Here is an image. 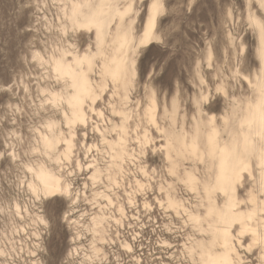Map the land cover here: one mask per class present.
Wrapping results in <instances>:
<instances>
[{"label":"rangeland","instance_id":"rangeland-1","mask_svg":"<svg viewBox=\"0 0 264 264\" xmlns=\"http://www.w3.org/2000/svg\"><path fill=\"white\" fill-rule=\"evenodd\" d=\"M105 1L98 43L72 10L98 0H0V264H200L199 253L211 247L204 212L209 198L221 205L226 194H204L202 182H214L215 169L204 135L213 123L224 137L227 128L240 131L247 100L256 95L253 79L264 73V0ZM152 3L159 9L145 43ZM121 34L127 43L116 51ZM82 56L93 60L95 92L84 100V121L68 124L72 86L52 64L63 58L78 69L85 67L75 63ZM113 56L125 66L116 79L101 66ZM122 124L126 154L118 158L109 143ZM168 134H196L201 158L174 150L167 156ZM46 135L57 137L53 150ZM41 164L69 183V197L42 193L35 177ZM251 164L254 176L236 185L245 201L250 190L258 193L254 158ZM188 173L198 179L196 190L185 185ZM166 193L177 205L166 203ZM196 212L199 224L191 217ZM259 244L251 254L235 247L258 264Z\"/></svg>","mask_w":264,"mask_h":264},{"label":"bare ground","instance_id":"bare-ground-1","mask_svg":"<svg viewBox=\"0 0 264 264\" xmlns=\"http://www.w3.org/2000/svg\"><path fill=\"white\" fill-rule=\"evenodd\" d=\"M105 2H107V1L98 0L95 7H88L87 5H85V7H87L86 11L83 10L84 8L78 7L79 6L78 4L72 5V10L75 13V16H74L75 23L77 25L83 27V28L93 30L95 38H96L98 43H101L104 40L105 24H104V19H103V13H104L103 5ZM156 9L157 10L159 9V8H157V4L152 3L150 5V17L146 21L144 31L142 34L143 42H145V43H148L150 41L151 36L153 35V29H154L153 27H154L155 21H156V19H155L156 18L155 17ZM117 10H119V9H117ZM76 14H78V15H76ZM113 20H114V18H113ZM126 40H127L126 35L121 34V35H118L115 37L114 43L116 45V51H119L120 49H122L126 45V43H127ZM115 45H114V47H115ZM96 51H97V49H96ZM93 55H94V53H93ZM261 55L264 56V51H262ZM122 58L117 57V56H113V57L109 58L108 60L105 58L102 59L101 60L102 71H104V73L110 75L114 79L120 77L119 75L121 74L122 70L125 67L124 61ZM76 62L79 64L81 62H84L85 67L80 66V68L77 69L71 63H69L68 60L63 59V58L56 59L54 61V64H52V66H54L53 68L57 72H59L57 74V76L62 75L63 77L64 76H66V78L68 77V79H70L69 83H71V85L67 83L68 87H69V85L72 86L71 89L73 90V92L70 93V96L67 95V100H66L67 107L70 108L69 109L70 112L68 111L70 113V116L68 115V117H66V122L68 124H69V120L72 122H83L84 121L85 114L87 113V112L84 113L85 108L83 109V103L85 102L84 100L86 98H91L95 92L94 88L92 86V83L90 82L89 76H88V71L93 64L92 58L88 57V56H82L81 59L76 58L75 63ZM128 67L129 66H127V68ZM253 82H254V86H255L256 95H255L254 99L247 100L248 103L245 102L246 103L245 113H244V116H242L240 118V125H239L240 131L235 133L233 130H230L229 128H227V135L224 137L222 135L224 133L221 134L220 127L218 126V124L213 123L212 127L210 126V128H211L210 131L208 130L209 131L208 134L204 135L206 137L205 139H206V143H207L206 147H207L208 157L210 156L209 158L212 159V161H213L212 163H213V166L215 168L214 174H213L214 175L213 176L214 182H212L211 184L210 183L208 184L207 182H205V183L202 182V184H203L202 187L205 191L204 194L206 195V197L209 198V197H211V194H213V192L215 190H219L220 193L222 192V193L226 194V198L224 201H222L221 205H219V202H216V200L218 198L216 200L213 198H209L206 209L204 207V209H205L204 218H205L206 224H207L206 227L209 228V230L211 229V231L214 233V236L211 240L209 239L210 240L209 242L211 244L210 249L206 248L201 253H199V257L201 258L200 264H253L250 261H244L242 255H240L241 252L239 253L238 249H236L235 246L238 244V247L243 248L244 251L246 250L247 253L251 254V252H250L251 249H253L254 246L258 245V243H260L259 245L261 247L260 252H259L260 255L258 256L259 257L258 264H264V73L260 77L259 81L257 78H254ZM66 94H67V92H66ZM55 97H54V99H55ZM65 97H66V95H65ZM86 101H88V100H86ZM53 102H55V101L53 100ZM93 104H94V102H93ZM85 106H86V104H85ZM150 115H151V113H150ZM216 118H218V117H215V119ZM228 119H229L228 116L227 117L222 116L220 118V122L222 124L224 122L223 125H225L228 123ZM135 120H137V119H135ZM237 124H238V122H237ZM125 125L124 124L121 125L122 134L118 136L117 141L116 140L110 141V143H109L111 146H114L115 155L118 158H122L123 155L126 154V150L124 147V139L125 138L123 135V133L125 132ZM225 126L228 127V124ZM117 133H118V131H117ZM146 133L148 134V132H146ZM159 133H160V131H159ZM147 134H144L141 136L142 140L143 141L145 140L146 143L148 142L147 140H148V136H149V135L147 136ZM105 136H107V135H105ZM56 139H57V137H55L54 135H50V136L46 135L44 137V145L47 148L53 150V148L55 147V140ZM135 142H136V140H135ZM165 144H166V155L167 156H169L171 150L176 151L180 155L181 154L184 155V153H186V154L190 153V156L192 155V156L200 157V158H201V154H203V151L200 149V146L198 145L199 143H198L196 134L191 136L188 139H187V137H185V135L168 134L166 136ZM143 145H147V144H143ZM116 148L118 150H116ZM66 151L67 152L69 151V143L66 146ZM141 154H143V153H141ZM63 156H65V155H63ZM252 158H254V160H255V166H256L257 171H258V193H255L254 189L250 190L249 195L247 193L248 201H245L244 198L241 199L240 197H238V195H236L237 194L236 188H238V187H236V185H237V183L241 182V179H243V176L245 174L247 176H249V178L252 177V175H253V168H252V164H251ZM206 159H207V157H206ZM195 161H197V160H195ZM208 161H209V159H208ZM121 162H123V161L121 160ZM113 164H114V162H113ZM116 166H117V164H116ZM123 166H125V165H123ZM174 166H176V165H174ZM170 167H171V165H170ZM209 167H210V165H209ZM171 171L172 170H170V172ZM55 174L56 173H52V171L50 169H48L44 164L39 165L35 169V177L38 180V184L40 186L39 188L41 189L42 193L47 195V197H55V196L66 197L68 195L70 196V193H69V186L70 185H69V183L63 182L62 179ZM188 174H189L188 179L191 182L190 181L187 182V180H186L187 184H185V185H188V187H190L191 189L198 188V186H199V185L197 186L198 179L196 181V180H194L196 177L192 173H188ZM246 175H245V177H246ZM180 178L182 179V177H180ZM182 180H184V178ZM192 181H194V182H192ZM106 184H108V183L106 182ZM112 184H114V183H112ZM242 184H243V182H242ZM245 184H246V182H245ZM139 185H141V184H139ZM153 185H154V183H153ZM239 185H241V184L239 183ZM239 185H237V186H239ZM159 186H161V185H159ZM105 187H106V185H105ZM156 188L158 190V186ZM165 190H166V188H165ZM50 193H57V195H49ZM156 195H158V193ZM220 195H222V194H220ZM164 196H166L165 200H166V203L168 205H170V206L177 205L178 202L174 198H171L170 197L171 195L169 196V194L166 193V194H164ZM154 198H156V197L154 196ZM242 200L245 202L242 203ZM158 202H159V200H158ZM163 202H165V201H163ZM160 203H161V200H160ZM182 204H183V202H182ZM160 205H162V204H160ZM170 206H169V208H170ZM166 207H168V206H166ZM203 211H201V212H203ZM191 217L195 221L196 224H199L201 219H200V216L198 215L197 212H196V214H194V213L191 214ZM193 227H191V228H193ZM259 227L262 228L261 229L262 234H260L258 232ZM231 228H233L237 231L236 232L237 233V240H236V237L234 238L235 233L231 232L233 230V229L231 230ZM194 232H195V230H194ZM200 233H201V231H200ZM202 234L204 235V233H202ZM202 234H199V235H202ZM245 237H248L247 239L249 242L247 244H245V243L242 244L241 239L245 238ZM233 238L237 242L236 245L233 242ZM193 239H196V238H193ZM213 246H215V249L217 246L218 247L215 250ZM239 250H241V249H239ZM194 256H195V254H194ZM197 256H198V254H197ZM254 258H256V257H254ZM191 260H192V258H191Z\"/></svg>","mask_w":264,"mask_h":264},{"label":"snow or ice","instance_id":"snow-or-ice-1","mask_svg":"<svg viewBox=\"0 0 264 264\" xmlns=\"http://www.w3.org/2000/svg\"><path fill=\"white\" fill-rule=\"evenodd\" d=\"M49 195H57V193H50Z\"/></svg>","mask_w":264,"mask_h":264}]
</instances>
